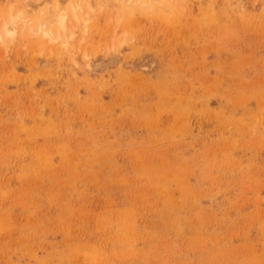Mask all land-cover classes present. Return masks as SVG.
<instances>
[{
    "label": "rangeland",
    "instance_id": "374dc122",
    "mask_svg": "<svg viewBox=\"0 0 264 264\" xmlns=\"http://www.w3.org/2000/svg\"><path fill=\"white\" fill-rule=\"evenodd\" d=\"M75 1L0 0V264H264V0Z\"/></svg>",
    "mask_w": 264,
    "mask_h": 264
},
{
    "label": "bare ground",
    "instance_id": "6f19581e",
    "mask_svg": "<svg viewBox=\"0 0 264 264\" xmlns=\"http://www.w3.org/2000/svg\"><path fill=\"white\" fill-rule=\"evenodd\" d=\"M86 1L90 2L91 0H77V1H75V2H71V3H70V4H71L70 7L73 9V12L77 14L78 12H81L82 9H81L80 6L82 5L83 2H86ZM88 2H87V3H88ZM89 4H90V3H89ZM91 4H93V0L91 1ZM87 5H88V4H87ZM67 6H68V5H67ZM71 8H70V9H71ZM72 9H71V10H72ZM80 9H81V10H80ZM74 10H75V11H74ZM71 12H72V11H71ZM48 14H49V13H48ZM58 14H59V13H58ZM76 14H74V15H76ZM80 14H81V13H80ZM72 15H73V14H72ZM16 16H17V15H16ZM16 16H15V17H16ZM12 17H13V16H12ZM60 17H62V18H59V17H58V18H59L58 20L60 21V23L62 22V23H63V24L61 23L62 26L65 27V24H64L63 21L65 20L64 18L66 17V14H65L64 17H63V15H60ZM76 18H77V17H76ZM15 19H16V18H15ZM63 19H64V20H63ZM83 19H84V18H83ZM12 21H13V19H12ZM59 21H58V22H59ZM86 21H87V20H86ZM9 22H10V19H9ZM10 23H12V22H10ZM42 24H43V23H42ZM44 24H45V23H44ZM61 24L58 25L59 27L57 26L58 29L61 27V26H60ZM11 26H12V25H11ZM6 27H7V26H5V32H6L7 34H9V31H10V30H8V28H6ZM63 27L60 28V29L63 30ZM9 28H11V27H9ZM15 28H16V27H15ZM7 30H8V31H7ZM56 30H57V29H56ZM56 30H55V31H56ZM12 32H13V31H12ZM56 32H57V31H56ZM63 32H64V30H63ZM14 33H15V32H13V33H11V34H14ZM45 33L48 34L47 31H45ZM57 34L59 35V32H58ZM45 36H46V35H45ZM49 36H50V35H49Z\"/></svg>",
    "mask_w": 264,
    "mask_h": 264
}]
</instances>
